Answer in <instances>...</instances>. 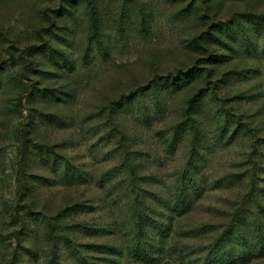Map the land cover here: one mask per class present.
<instances>
[{"label": "rangeland", "instance_id": "374dc122", "mask_svg": "<svg viewBox=\"0 0 264 264\" xmlns=\"http://www.w3.org/2000/svg\"><path fill=\"white\" fill-rule=\"evenodd\" d=\"M61 3L0 0V264H264V0H85L69 72Z\"/></svg>", "mask_w": 264, "mask_h": 264}, {"label": "trees", "instance_id": "16d2710c", "mask_svg": "<svg viewBox=\"0 0 264 264\" xmlns=\"http://www.w3.org/2000/svg\"><path fill=\"white\" fill-rule=\"evenodd\" d=\"M85 0H63V2L65 3V5L63 3H61L60 7L53 11L54 16H57L56 19L58 21H60V23L63 24L62 28H58L60 31V33H56V38L58 40V43L60 45V47L58 49L53 48V46H48V51L50 50V52H44V50L41 52L45 55H48V59L51 61L52 64L59 66V69H62V71L66 70L67 72L73 70L74 65H73V60H70L69 56L66 54L65 52V48L63 49V46L66 47L68 45H70L72 42H74V31L72 30L71 27V21L76 20V15L78 13L79 10V6L80 4H82ZM86 9L88 12L85 13L89 14L90 12L92 13L93 10L92 8L88 5L86 6ZM253 19H255V23L258 25H262L264 26V16H253ZM78 20V19H77ZM250 22V19L248 20ZM219 25V24H218ZM218 29L220 32L217 31V27L215 28L217 33L212 34H208V40H210L211 42L216 39L217 41H219V43L225 45V43L220 42L219 38H223V39H232L236 37V34L239 32H243V34H247L248 32H250V28H248L247 25H245V22L243 21H239L237 23H235L234 25L236 26L237 30H234L235 28L230 27L229 25H221L218 26ZM49 31V30H48ZM237 31V32H236ZM70 38H72L73 40H71ZM75 43V42H74ZM193 43H199L198 40H193ZM102 47V44H100V48ZM262 47V46H261ZM259 50V47H256ZM241 49H251L250 47V40H247V42L245 43V48L242 47V44L240 47H237V49L235 50V53L237 55H241ZM219 56V55H218ZM217 56V57H218ZM220 57H224L220 55ZM65 63V65H64ZM66 72V73H67ZM201 70H198L196 68L194 69H190L187 72H182L180 71L179 74L174 75L171 74L170 76L164 78L163 80L167 81V84L169 86V90L168 92H166V94H169L171 92L175 91H182L185 87L187 86H191V84H196L197 82H205L206 78L205 76H202L203 73H200ZM203 72V70H202ZM200 75V76H197ZM202 76V77H201ZM201 77V78H200ZM0 82H1V77H0ZM4 86V84H1V87ZM155 86V84H153L150 89H152ZM149 89V90H150ZM199 92H196V94L193 95V97L191 98L190 101V106L192 105H198V103L201 101L199 98L202 96L199 94ZM204 93V92H203ZM202 98V97H201ZM42 116V115H41ZM50 156L47 155L45 161L48 162L50 161ZM49 163V162H48Z\"/></svg>", "mask_w": 264, "mask_h": 264}]
</instances>
